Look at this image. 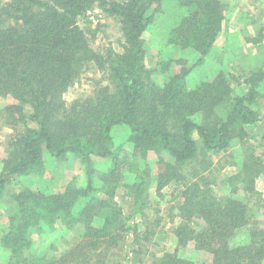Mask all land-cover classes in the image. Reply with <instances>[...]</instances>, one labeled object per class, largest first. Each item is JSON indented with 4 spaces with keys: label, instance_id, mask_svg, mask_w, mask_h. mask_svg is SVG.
<instances>
[{
    "label": "trees",
    "instance_id": "trees-1",
    "mask_svg": "<svg viewBox=\"0 0 264 264\" xmlns=\"http://www.w3.org/2000/svg\"><path fill=\"white\" fill-rule=\"evenodd\" d=\"M166 1H1L0 98L10 96L12 102L4 104L0 114L14 132L2 159L0 198L17 177L44 170L45 153L60 161L70 155L79 158L88 176L86 186L70 184L56 194L35 189L14 193L17 205L2 236L10 250L9 264L39 261L30 250L32 233L57 220L80 222L83 236L51 264H109L123 251L130 233L133 259L141 263L143 255L154 252L151 264H195L179 254L194 244L210 254L206 264H264V220L253 214L255 204L264 207L256 186L264 176V114L256 107L264 99L260 90L264 70L244 72L242 77L220 71L190 88L187 77L218 39L226 6L221 0H178L189 9L171 32V42L198 58L193 63L164 61L161 69L169 76L162 85L155 84L146 68L145 33ZM93 7L120 24L122 52L111 46L100 52L91 46L87 33L95 36L101 24L87 31L78 19L88 17ZM92 62L103 70L102 79L109 85L68 105L65 92ZM233 82L245 85L244 92H235ZM116 126L130 128L132 152L116 147L112 133ZM248 126L255 129L249 131ZM236 140L246 148L241 161L229 151ZM151 154L158 156L162 167L155 189L161 194L164 187L173 186L177 198V206L171 207L177 220L171 228L163 226L161 218L148 222L151 200L145 178L150 168L140 169L135 162ZM95 157L112 159L111 168L101 174L100 188L94 182ZM229 164L240 168L223 178L220 171ZM135 167V179L127 180L125 172ZM220 178L233 193L243 192L245 197L215 196L211 187ZM119 187L132 208L125 218L116 199ZM97 191L101 196L93 195ZM130 218L133 224L128 223ZM145 220L141 230L139 224ZM243 227L249 230V242L232 246L230 240ZM171 239L174 251L156 253Z\"/></svg>",
    "mask_w": 264,
    "mask_h": 264
},
{
    "label": "rangeland",
    "instance_id": "rangeland-1",
    "mask_svg": "<svg viewBox=\"0 0 264 264\" xmlns=\"http://www.w3.org/2000/svg\"><path fill=\"white\" fill-rule=\"evenodd\" d=\"M1 1L7 0H0V4ZM221 1L226 6L222 31L211 51L205 57V60L198 64L188 75L187 84L190 88L199 86L204 80L215 78L220 71L227 74L231 72L242 77L241 75L244 72L258 69L264 70V0ZM96 9L99 12H95L94 10ZM188 9V7L183 6L178 0L166 1L163 10L157 15L152 27L145 33L146 68L151 71L150 77L157 85H162L169 76L168 72H164L161 69L164 66V61L169 59L175 61L186 59L193 63L198 58V54L182 50L171 42L170 39L171 32L179 25L182 17L188 12ZM90 11V16L85 18L80 17L78 21L80 26L87 31L90 28H96L97 24L91 19L92 17L95 18V15L96 21L101 24L95 36L91 32L87 33L91 46L100 52H105L106 48L110 46L116 51L122 52V42L124 39L121 26L117 20L108 16L99 7H93ZM103 73V70L96 63H90L80 80L65 92L64 98L66 103L70 105L75 99L93 95L101 86L109 85L107 80L102 79ZM233 86L237 93H243L246 89L245 85L237 86L236 82H233ZM260 90L264 92V81L260 86ZM10 102H12V97L10 96L0 98V108ZM256 107L264 114V99H261ZM28 123L32 126L35 125L30 118L28 119ZM247 128L249 131H253L255 126H248ZM12 132H14V127L10 126L7 118L0 114V170L3 166L2 159L8 153L7 143ZM112 133L117 148L123 146L127 151H133V145L129 142V127L116 126L113 128ZM245 149L243 143L241 144L239 140H236L229 148V151L236 156L237 161H241L244 158ZM162 156L165 160H170L167 155L163 154ZM158 159L156 154H151L148 159H139L135 163L140 169L150 168V176L145 178L151 200L149 210L147 209V214H149L148 222L151 223L161 218V224L167 226V228H171L172 221L177 218V216L173 215L176 210L172 212L171 207L177 206V198L173 195V186L164 187L161 194L155 189V176L162 168L160 167ZM111 164V158H94V182L96 187L100 188L103 186L104 183L101 179V174L108 171L112 166ZM44 167V170L39 173L17 177L7 186L6 192L0 198V264H9L10 260V250L3 245L2 236L8 230L9 216L14 212L17 205L14 199V193L26 189H35L46 194H56L64 191L70 184L80 186H86L87 184L88 176L85 166L79 158L72 155L68 159L60 161L45 153ZM239 168L240 165L229 164L220 173L224 178L228 174L236 172ZM137 174L138 168L135 167L133 170L126 171L125 177L127 180H134ZM221 178L211 187V191L215 196L219 198L223 195H231L237 198L245 197L243 192L233 193L225 183V179ZM256 186L264 198V176H260L257 179ZM124 191L120 187L116 191V199L120 200L123 208V211L120 213L121 216H124L123 218L132 209L130 206L131 203L124 198ZM93 195L99 197L101 196V192L97 191ZM258 204H255L257 206L253 207V214L255 218L264 220V207L261 206L262 203ZM101 214V216H104L106 211ZM138 217L140 216L137 215ZM132 222V218L128 219L129 224H133ZM145 225H147V220L143 224H139L140 229L143 230ZM132 235L130 233L128 239L124 241L122 252L115 253L113 257L109 253V256L112 257L109 264L152 263L154 252L143 255V263L138 258L133 259L135 255L132 250L135 248V242L132 239ZM32 236L33 241L30 250L36 257H39V261L37 258H32L30 264H51L63 254L72 250L81 240L83 227L78 221H71L67 224L65 220H57V222L51 225L44 223L43 229L33 232ZM249 240V230L243 227L236 230L230 243L232 246H238L247 244ZM144 243L149 244L148 241ZM175 246V242L171 239L159 248L156 253L162 255L161 250L172 252L175 250ZM179 254L188 260L194 261L195 264H206L211 261L210 254L204 251H198L194 248V244L193 246L190 245L187 249H182Z\"/></svg>",
    "mask_w": 264,
    "mask_h": 264
},
{
    "label": "built area",
    "instance_id": "built-area-1",
    "mask_svg": "<svg viewBox=\"0 0 264 264\" xmlns=\"http://www.w3.org/2000/svg\"><path fill=\"white\" fill-rule=\"evenodd\" d=\"M95 12H99V10H94ZM90 13H91V11L89 10L88 11V16H90ZM95 15V14H94ZM95 18H96V15H95ZM94 17H92L91 19H92V21L95 23V24H97L98 22L96 21V19H95ZM99 21V20H98Z\"/></svg>",
    "mask_w": 264,
    "mask_h": 264
}]
</instances>
